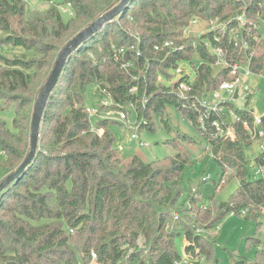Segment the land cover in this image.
I'll return each instance as SVG.
<instances>
[{
    "label": "trees",
    "instance_id": "trees-1",
    "mask_svg": "<svg viewBox=\"0 0 264 264\" xmlns=\"http://www.w3.org/2000/svg\"><path fill=\"white\" fill-rule=\"evenodd\" d=\"M120 1L67 0L74 16L64 21L54 2L27 15L24 0H0V110L11 107L15 114L12 128L0 118V182L30 151L27 135L34 103L59 51ZM243 12L251 21L263 22L264 0H132L71 54L47 101L36 156L0 193V264H91L93 252L98 264H175L181 256L175 239L181 232L186 251L198 260L204 255L209 259L213 240L195 229L217 226L226 213L246 216L260 229L264 181L253 177V159L240 140L245 131L237 127L236 139L214 138L211 128L198 127L199 111L182 105L178 82H167L170 71L195 53L201 62H191L196 69L193 94L212 90L228 78L226 71L213 76L216 59L202 43L203 38L214 43V34L203 35L195 49V38L183 36L184 29L195 17L229 21L235 27ZM244 34L253 50L252 71L264 73V33L253 28ZM168 40L184 49L155 50ZM7 45L25 52L8 57L1 51ZM128 61L132 66L123 67ZM89 89L96 93L106 89L103 94L111 99V108L133 106L139 131H154V114L175 105L207 139V150L223 167L216 189L231 176L238 179V190L227 202L191 197L193 204L202 202L207 209L197 211L196 224L189 215L184 219L183 212L180 222L169 229L182 205L184 169L195 162L190 149L195 141L180 134L170 139L175 156L151 162L136 154L123 156L111 130L119 122L92 123L86 104ZM93 127L104 133L99 135ZM248 240L251 246L264 244V236ZM234 264H264V250H258L253 260L242 258Z\"/></svg>",
    "mask_w": 264,
    "mask_h": 264
},
{
    "label": "rangeland",
    "instance_id": "rangeland-1",
    "mask_svg": "<svg viewBox=\"0 0 264 264\" xmlns=\"http://www.w3.org/2000/svg\"><path fill=\"white\" fill-rule=\"evenodd\" d=\"M24 1L26 3L27 15H29L35 9L44 10L48 7V4L50 2H54L60 5L59 8L64 21H68L72 17L69 13L64 12L61 8L62 5L66 6L67 0ZM197 18L199 20L197 24H193L192 20H190L189 24L184 29L183 36L196 38L198 36V32L208 30L212 25L221 26L226 22L220 19L204 20L200 17ZM258 25L260 26L259 31L263 32L264 26H261L263 25V22L258 23ZM1 51L8 57L18 56L25 52L24 48L15 47L12 45L4 46ZM37 56L42 57V55ZM191 62L199 64L201 62V58L199 57V55L195 54L191 59L180 62V65L183 68L191 70ZM218 70L219 68H214L213 72L215 73ZM170 73L172 76L171 71ZM173 81L174 79H172L171 77L167 82L169 84ZM249 82L253 87L254 92L247 103L244 101H240L238 105L242 108L246 107L247 109L252 110L257 116L263 115L264 73H252L249 76ZM105 100H110V98L103 93H96L94 89H89L87 91L86 104L89 108L94 109L93 114H89L93 124H96L98 122V119L104 118H110V122H112V120L119 122L117 124H113L111 126V130L116 137V146L123 147V150L121 151L123 156L136 154L140 156L145 162H151L168 156H175L177 153V149L170 139H174L180 134H187L195 141V143L190 145V149L193 153L195 162L190 166L188 165L184 169L182 178L184 194L179 202L180 204L182 203V205H178L175 210V213L179 214V218L176 219L175 217H173L171 219L169 229H171L176 223L180 222L181 214L183 212L184 219L185 215H189L191 223L196 224L200 218V212L197 211H204V209H207V204H203L202 202L198 204L196 202L193 204L191 197H195V199H198V202L205 200L207 201V203H210L212 199L218 203L227 202L230 197L238 190L239 181L237 178H232L231 176L227 177V182L225 184L221 183L220 187L216 189V185L220 183L221 175L223 173V167L213 158L212 152L207 150V139L202 136L198 132V130L185 119V117L178 111L175 105H167L164 114H154V131H149L146 128H142L140 131H138L136 130L138 125L137 114L132 106H126V109H120L123 110L124 115H120V110L114 108L116 109V112L112 116L108 115V112L112 108L104 106L102 104V102ZM14 116V110L11 107L5 110H0V118L6 121L11 128ZM134 132H137L139 134L140 140L144 141L147 145L141 146L140 140L132 139L131 135ZM27 136L28 141H30V131L28 132ZM40 144L41 135L39 137V145ZM258 151V144H254L253 150L247 149V152L251 159H254V153H257ZM252 164H254L253 161ZM205 175L209 176V179L206 182H203L202 178ZM253 177L257 178V176L255 175ZM193 189H197V192H193ZM259 222H261L262 224L260 225V229H257L256 222L247 218L246 216L226 213L220 218L217 226H214L213 228H205L204 232L198 230V233H205L206 235H208V238L213 240L214 245L212 256L208 259L204 255L199 264H234L235 261L241 260L242 258L248 260L255 259L258 248L253 245L251 246V242H249L248 238H260L264 236V212L259 218ZM198 228L203 229V227ZM175 243L181 256H184L187 241L183 232L176 236ZM92 259L94 262H92L91 264H98L95 262L97 258Z\"/></svg>",
    "mask_w": 264,
    "mask_h": 264
},
{
    "label": "built area",
    "instance_id": "built-area-1",
    "mask_svg": "<svg viewBox=\"0 0 264 264\" xmlns=\"http://www.w3.org/2000/svg\"><path fill=\"white\" fill-rule=\"evenodd\" d=\"M61 8L64 12L74 16L71 3H66V6L62 5ZM235 20L237 22L235 27L231 26L229 21H226L221 26L212 25L210 29L198 32V36L195 38V41H193V46L196 49L198 44L197 41H200L203 35L210 32L214 34V43L207 38H203L202 43H204L207 50L216 59L212 68H219V70L215 73L212 71L213 76H217L219 73L226 71L228 78L217 83L212 90L202 92L200 95L193 94L196 81V69L193 68V66L191 70H188L183 68L179 63L177 67L171 70L172 79H174L173 82H178L177 93L178 98L182 101V105L184 107L189 106L192 109L199 111L197 125L200 129L207 130L211 128L214 138L236 139L237 135L235 130L237 127H242L245 133L241 136L240 140L247 145L248 150H253L254 144H258L259 151L254 153L252 170L257 178L264 181V114L257 116L252 110H249L246 107L242 108L238 105L240 101L247 103L254 92V89L249 82V76L254 73L251 68L253 50L250 49V43L244 32L245 30L250 31L253 28L259 29L260 26L251 21L246 12L239 14ZM192 22L193 24H197L199 20L195 17L192 19ZM261 26H264V20L263 25ZM262 33H264V31ZM225 37L227 41L226 39L223 40ZM170 47H172V50L174 51L184 49L183 45L174 46L173 41L168 40L162 45H156L155 50ZM119 52L124 53V49L121 48ZM132 64L131 61H128L123 64V67H130ZM102 92L105 93L107 91L106 89H103ZM102 104L111 107L112 101L111 99L105 100ZM88 112L89 114H93L94 109L88 107ZM115 112L116 109L112 108L108 112V115L113 116ZM119 114L124 115L123 110H120ZM190 123L193 122L190 121ZM92 129H95L99 135L104 133L103 128L93 127ZM136 130L139 131L138 125ZM131 138L140 140L137 132H134L131 135ZM140 145L145 146L147 144L140 140ZM118 149L122 151L123 147L119 146ZM208 179L209 176L205 175L202 178V181L206 182ZM192 191L196 193L197 189H193ZM260 210L263 213L264 207H261ZM242 213L245 215V211ZM231 214L235 213L231 212ZM174 217L178 219L179 214L175 213ZM204 229L205 228L199 229L197 227L195 230L196 232H198V230L204 232ZM257 248L260 251L264 250V244H259ZM197 251H199V248H197ZM92 258H97L95 252L92 253ZM183 263L199 264L200 260L195 257L192 251L188 252L185 250L184 256H180L175 260V264Z\"/></svg>",
    "mask_w": 264,
    "mask_h": 264
},
{
    "label": "water",
    "instance_id": "water-1",
    "mask_svg": "<svg viewBox=\"0 0 264 264\" xmlns=\"http://www.w3.org/2000/svg\"><path fill=\"white\" fill-rule=\"evenodd\" d=\"M131 1L132 0H121L113 8L104 12L97 19L79 30L70 40L65 43L62 49L59 51L58 56L55 60L54 67L52 68L46 82L40 88L38 97L34 103L30 131V151L26 155L24 161L0 182V193L13 181L22 176L25 169L29 166V164H31L34 157L36 156L39 146L41 121L44 115L47 101L53 89L60 80L62 72L68 62V58L74 51L79 49L81 44L98 33L106 23L121 15Z\"/></svg>",
    "mask_w": 264,
    "mask_h": 264
}]
</instances>
